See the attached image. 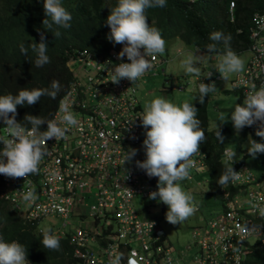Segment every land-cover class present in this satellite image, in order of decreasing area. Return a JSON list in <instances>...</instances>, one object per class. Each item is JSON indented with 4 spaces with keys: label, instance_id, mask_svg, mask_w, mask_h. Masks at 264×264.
Here are the masks:
<instances>
[{
    "label": "clouds",
    "instance_id": "clouds-1",
    "mask_svg": "<svg viewBox=\"0 0 264 264\" xmlns=\"http://www.w3.org/2000/svg\"><path fill=\"white\" fill-rule=\"evenodd\" d=\"M182 1L194 11L205 7L201 0ZM165 6L166 0H118L106 20L110 28L108 39L117 44V47L106 52H101L103 50H99L96 45L93 48L90 44L74 49L75 52L67 62L73 72V79L53 114L54 116L57 112L63 113L59 121L53 117L46 119L26 114L24 121L31 125L27 127L16 120L17 106L34 105L45 95L55 99L60 90L58 81L52 82L51 89L29 90L25 87L19 89L15 95H0V121L5 125L0 126V212H12L19 218L16 220L19 232L15 234L16 237L27 232L43 234L41 244L44 248L55 250L53 259L58 264H86L82 256L85 253L93 255L96 264H243L250 251V245L264 235V207L252 205L259 203L258 197L264 194V175H255L245 160L234 170L233 166L240 163L242 158L235 162V152L226 148L225 166L218 184L212 187L208 185L207 179L203 184L206 192H203V188L199 189L200 184L196 183L195 175L208 174L200 152V146L207 138L201 126L202 121L198 119L199 109L192 102L184 101L178 105L163 97L146 102L143 109L139 106L143 110L141 125L143 131L146 130L143 141L146 158L138 157V150L130 148L124 160V163H131L134 157L143 159L136 160L135 165L149 176L148 191H153L143 193V199H137L135 203L140 208V213L155 220L152 229H119L120 221L114 228L107 229L101 221L90 215V207L87 205L93 197L90 189L80 192L76 188L73 196L78 197L80 194L81 202L74 198V204L61 203L63 208L67 207L65 213L52 212L37 219L30 218V212L33 210H52L51 205L55 199H47L41 194L44 189L41 188L39 165L47 154L46 142L65 137L67 128L59 125H78V120L72 114L74 109H69L68 104L64 102L72 83L76 79L86 80L88 69L94 71V65L103 67L100 65L102 63L112 64L111 82L114 84H118L122 79H127L133 84L148 74L155 75L158 65L164 61L162 54L168 49L165 48L166 42L160 30L148 23L146 10ZM234 6L235 3L231 2V21L234 18ZM43 8L46 16L43 20L45 29L54 37H60L59 28L71 26V14L62 6L61 0H43ZM256 14L264 16V13L259 11L253 14L251 34L256 29L253 20ZM209 38L214 43L207 45L208 52L201 48L195 49L197 54L205 56L201 71L195 66L191 55L181 62L186 74L197 75L195 83L199 86L200 104H204L205 97L211 92L209 97L214 99L219 95L214 93L217 88L210 82L211 79H231V85L224 86L220 91L222 93H225L226 89H240L235 80L246 69L241 56L230 46V34L215 31ZM221 43L224 46L222 53L217 51ZM30 47L36 53L34 63L37 68L51 63L43 33L40 34V42L32 43ZM20 50L22 54L27 55L28 50L24 44L20 45ZM114 53L118 54V59L123 60L125 57V62L115 61ZM246 54L248 61L251 53L247 50ZM213 66L216 72L209 69ZM150 69L151 71L145 74ZM232 73H235V76L228 77ZM184 88L182 85L178 89ZM257 89L253 86V90L247 93L242 87L243 103H236L230 116L219 113L218 119L223 124L230 118L237 135L244 127L255 126L256 136L264 140V84ZM214 99H210V102ZM43 124L47 125L45 131V128L40 130ZM251 135L247 133L248 138ZM216 137L223 143L224 137L219 130ZM248 141L247 156L256 159L257 155L264 153V143L252 138ZM180 181H188L189 188L182 187ZM229 186L239 187V190L231 194L228 191ZM200 194L219 199L220 209L209 215ZM83 205L86 210L82 209ZM257 207L259 210L256 211ZM51 219L58 221L51 223ZM65 219L69 220L67 226L63 225ZM257 219H260L258 224ZM237 222H240L241 226L237 225ZM5 224L6 220L1 219L0 264H30L27 260V248L17 239L4 237L2 228ZM171 224L174 228L175 225L181 224L184 230H191L194 242L200 246L194 260L188 261L185 252L176 254L175 249H178L180 242L174 236ZM238 229L241 232H238ZM73 236L82 244L76 245L72 242ZM82 237L85 239L81 240ZM65 239H68L70 247L66 252L60 242ZM240 247L243 253L239 252ZM190 248L191 244H187L184 251L187 252ZM76 250L80 251V255Z\"/></svg>",
    "mask_w": 264,
    "mask_h": 264
},
{
    "label": "trees",
    "instance_id": "trees-1",
    "mask_svg": "<svg viewBox=\"0 0 264 264\" xmlns=\"http://www.w3.org/2000/svg\"><path fill=\"white\" fill-rule=\"evenodd\" d=\"M201 2L205 7L194 11L182 0H166L165 7L146 10L148 23L160 30L163 39L179 37L184 43L194 45L195 48H201L205 52H208L207 45L214 43L209 38L210 34L221 31L225 35L230 34V46L238 56L246 53L253 42L251 38L253 14L257 11L264 13V0H201ZM231 2L235 3L232 21L229 11ZM61 3L71 14L72 19L69 28H59L61 36L57 38L43 25V20L46 18L43 0H0V95L9 93L15 95L19 89L25 87L29 90L51 89L53 81H58L60 84L55 99L45 95L34 105L17 106L16 120L26 124L27 127L31 125H27L24 121L26 114L52 119L60 98L68 91L73 79V72L67 62L75 52L74 49L90 44L93 48L96 45L99 50H103L101 52H106L117 47V44L108 39L110 28L106 20L109 11L118 4V0H61ZM41 33L45 36L48 45L47 55L51 63L37 68L34 63L36 53L30 45L40 42ZM21 44L27 48V55L21 53ZM217 51L224 52L222 43L218 45ZM224 92L240 93L238 103H243L242 88L226 89ZM199 95V93L196 95L195 107L199 109L198 119L202 121L201 126L207 138L201 144L200 152L209 174L208 185L214 187L224 170L226 158L224 153L226 144L217 140L216 133L219 130L224 137L230 126L219 123L218 115L222 111L225 115H230L235 105L220 107L221 110L213 114L215 119L210 121L209 103L207 105L209 94L205 97L204 104L199 103ZM0 126H5L2 121ZM46 127L47 125L43 124L40 130ZM256 130L255 126L244 127L242 134L234 138L236 141L234 151L247 148L248 140L253 137ZM247 133H251V137L248 138ZM242 160L238 164L235 163L234 170L240 166ZM260 163L262 165L263 162ZM261 165L257 169L260 170ZM257 176L262 177L258 173ZM238 190L239 187H228L231 194ZM82 209L87 208L83 205ZM3 213L0 212V220H6L2 228L4 237L17 239L27 248V260L30 264H58L53 259L55 250L44 248L41 244L43 234L35 235L27 232L16 237L15 234L19 233L16 220L19 218L12 212ZM259 222L260 219H257V224ZM60 242L64 252L70 250L68 239ZM243 264H264V235L250 245V251Z\"/></svg>",
    "mask_w": 264,
    "mask_h": 264
},
{
    "label": "built area",
    "instance_id": "built-area-1",
    "mask_svg": "<svg viewBox=\"0 0 264 264\" xmlns=\"http://www.w3.org/2000/svg\"><path fill=\"white\" fill-rule=\"evenodd\" d=\"M253 20L256 29L251 34V57L246 62L245 72L235 80V84L244 87L247 93L253 90V86L258 90L264 84V16L256 14ZM113 57L119 63L125 62V57L118 59L117 53ZM100 65L103 67L94 65V71L88 69L86 80L76 79L65 97L64 102L69 109L73 108L81 115L76 126L59 125L67 128L65 137L46 142L47 154L39 165L41 188L44 189L41 194L55 200L51 205L52 210H33L30 218L37 219L52 212L65 213L67 207L63 208L61 203L74 204V198L81 202L80 194L73 196L76 188L80 192L90 189L93 193L87 203L90 215L107 229L114 228L120 221L119 229L147 231L154 227L155 220L140 213L135 201L143 199V193L153 191H148L149 176L135 165L136 160L143 159L134 157L131 163H124L127 151L141 141L144 128L140 117L143 110L134 95V83L127 79H122L118 84L112 83V64ZM62 115L57 112L53 118L59 121ZM87 177H92L94 181H88ZM258 199L259 203L252 205L264 207V194ZM68 223L69 220L65 219L63 225L67 226ZM237 225L241 226V223L237 222ZM238 232L241 231L238 229ZM80 239L84 240L85 237ZM71 241L76 245L82 244L76 236ZM238 250L243 253L241 247ZM76 253L80 255L79 250ZM82 256L86 264H96L93 255L85 253Z\"/></svg>",
    "mask_w": 264,
    "mask_h": 264
},
{
    "label": "rangeland",
    "instance_id": "rangeland-1",
    "mask_svg": "<svg viewBox=\"0 0 264 264\" xmlns=\"http://www.w3.org/2000/svg\"><path fill=\"white\" fill-rule=\"evenodd\" d=\"M165 40V48L168 49L165 50L162 54V57L164 61L158 65V68L156 70V74H148L144 76L141 80L136 81L134 83V90H135V96L140 102V105L143 109L144 104L148 101H151L154 98L163 97L168 99L171 102H174L176 104H181L184 101H189L193 103L194 93L196 94L199 92V86L195 83V74H186L185 70L181 67V62L186 59L189 55L193 56L194 64L195 66L200 68L201 71V64L204 62V54H197L196 48L194 45H188L184 43L180 38L171 37L166 38ZM169 51V53H168ZM244 62V68L247 61V54L244 53L240 57ZM210 70L216 72L215 66L210 67ZM216 75V74H215ZM235 76V73L229 74L228 77ZM229 78H226L225 80H219L217 78L211 79L210 82L214 83L217 90L214 91V93H218L219 95L215 96V99L210 102V109H209V115H213V103L215 101L217 103H223L228 102L231 105H235L238 103V97L240 96V93H231L226 94L220 92L224 86L231 85ZM184 86V90H179V86ZM167 87V88H166ZM169 89V90H168ZM195 106V101L193 103ZM72 114L75 116L76 119L80 118V113L73 110ZM219 116V115H218ZM215 119V116H213ZM215 122V120H214ZM219 123H222L219 121ZM146 131V130H145ZM145 131L141 133L142 142L135 146L134 148L138 150L137 156L146 158L145 150L143 146V141L145 139ZM234 135L236 134V131L233 127ZM253 140H256L257 142L264 143V140H261L260 137L256 136V134L252 137ZM142 145V146H140ZM230 148L233 150L236 148V141L234 139L233 142L229 143ZM261 155V157H260ZM264 162V153H261L257 155L256 159H252L250 156L246 158V164L258 174L264 175V165L262 168V165L260 161ZM260 170H257L258 166H260ZM262 168V169H261ZM88 181L93 182L94 179L92 177L86 178ZM196 183H199V189L203 188L204 182L208 179V174L206 173H198L195 175ZM187 180V179H185ZM188 181H180L179 183L181 186H187L188 187ZM190 191V190H189ZM203 192H206L204 189ZM201 197H203V201L205 204L206 211L209 212V215L211 212H216L220 209L221 202L219 199L213 198L211 195H205L200 194ZM208 215V216H209ZM58 219H51L50 222H56ZM172 225V230L174 231L173 234L179 239L180 245L178 249L176 250V254L186 253L187 254V260L191 261L195 259V255H197L199 251V245L194 242L191 230L187 228L186 230L183 229L181 224ZM44 226V224H42ZM191 244V248L189 250L184 251L186 249V245Z\"/></svg>",
    "mask_w": 264,
    "mask_h": 264
},
{
    "label": "crops",
    "instance_id": "crops-1",
    "mask_svg": "<svg viewBox=\"0 0 264 264\" xmlns=\"http://www.w3.org/2000/svg\"><path fill=\"white\" fill-rule=\"evenodd\" d=\"M169 90V89H168ZM198 93V92H197ZM219 93V92H218ZM209 94H212V92L211 93H209ZM196 97V94L194 93V98ZM209 98V100H208V102H207V105H208V103H209V108H208V114H209V109H210V99H214V97H208ZM194 101L196 102V98H195V100H193V103H194ZM228 106H230V104L228 103V102H223V103H217L216 101H215V103H213V114L214 113H217V112H219L221 109H220V107H228ZM223 113H224V111H222ZM221 113V112H220ZM214 115H209V117H210V121L211 120H213L214 119V117H213ZM226 117L227 116H230V115H225ZM225 125H230V126H228V131H226L225 133H224V142H225V144H226V148L227 149H229V151L230 152H235V157H234V161L235 162H237V161H239L241 158L243 159V160H246V158L248 157L247 155H248V152H247V149L246 148H243V149H240V150H238V151H233L232 150V148H230V146H229V143H231V142H233L234 141V138L235 137H238V136H240L241 134H242V130L239 132V134L236 136V135H234V131H233V124H232V122H231V120H230V118H229V120H228V122H226V124ZM140 146H142V145H140ZM257 170H259V169H257ZM254 172V171H253ZM258 172V171H257ZM257 172H254L255 173V175H257Z\"/></svg>",
    "mask_w": 264,
    "mask_h": 264
}]
</instances>
